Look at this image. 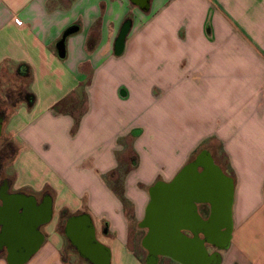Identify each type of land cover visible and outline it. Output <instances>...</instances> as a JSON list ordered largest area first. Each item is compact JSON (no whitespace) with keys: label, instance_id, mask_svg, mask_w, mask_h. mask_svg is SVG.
Here are the masks:
<instances>
[{"label":"crops","instance_id":"obj_1","mask_svg":"<svg viewBox=\"0 0 264 264\" xmlns=\"http://www.w3.org/2000/svg\"><path fill=\"white\" fill-rule=\"evenodd\" d=\"M205 1L0 0V67L29 77L6 124L16 153L5 193L32 205L0 214V264H93L65 236L81 215L109 264H183L144 245L145 210L152 188L202 153L232 183L230 238L219 223L213 237L182 232L201 242L205 264H264V0ZM176 86L190 90L181 106Z\"/></svg>","mask_w":264,"mask_h":264},{"label":"water","instance_id":"obj_2","mask_svg":"<svg viewBox=\"0 0 264 264\" xmlns=\"http://www.w3.org/2000/svg\"><path fill=\"white\" fill-rule=\"evenodd\" d=\"M75 28L71 27L65 31L58 41L56 48L60 57L64 56L65 37ZM124 34L123 29L120 32L121 39ZM1 122L0 117V130ZM204 154L197 155L193 161L185 165L171 182L156 184L152 188L145 210V222L149 226V231L143 241L150 253L166 255L180 260L183 264L210 262L211 256L206 255L201 242L194 237V231L203 230L207 237H213L217 223L225 227L223 244L228 242L231 230L228 216L232 201V183L211 158ZM198 164L203 166L201 172L195 171ZM201 202L210 205L212 217L210 223L201 221L197 216L196 205ZM42 208L41 219L48 220L51 215L49 203L44 202ZM34 222L35 220L30 221ZM16 223L19 225L18 220ZM186 227L193 229V238L185 236L182 232ZM66 230L69 231L72 240L81 247L82 252L93 260V264H109L108 251L101 248L96 241L88 216L69 218Z\"/></svg>","mask_w":264,"mask_h":264},{"label":"rangeland","instance_id":"obj_3","mask_svg":"<svg viewBox=\"0 0 264 264\" xmlns=\"http://www.w3.org/2000/svg\"><path fill=\"white\" fill-rule=\"evenodd\" d=\"M197 3H206L204 0H195ZM214 1V0H212ZM183 4V3H182ZM182 4H179L175 7L174 11H177L180 9ZM192 7L190 5H187V8H182L181 10H184L183 13L188 12V15H186L185 20H189L191 23L194 19L190 18L189 12ZM192 25V24H191ZM231 26L229 32H246L242 28L239 27V25H229ZM227 27V25H224V29ZM193 42V41H192ZM255 44V41H253ZM191 46H195L194 42ZM29 87V77L28 76H21L14 72L12 66L8 63H5L4 66L0 67V117L2 119L1 122V130H0V183L1 181H6L8 183L12 180L13 172H12V160L16 153V146L14 142H12V138H10L9 133L6 130V124L9 120V116L16 110L18 106L22 104V101L24 100V95L26 90ZM177 99V106H181V102L183 99H190V90H186L181 86H176L175 93ZM173 95V96H174ZM192 97L195 96L194 93L191 94ZM196 101L191 100L187 102L189 105L199 104V92L196 93ZM206 146V145H205ZM201 148V147H200ZM212 153L214 154V157L217 158L218 152L217 149L214 147L212 149ZM0 196L3 197V203L6 202V204L11 205L10 208H14L16 205L18 207H22L24 210V213L27 214L29 209L32 208L31 203L29 201L20 198L18 195H6L4 194V190H0ZM6 204H1V213L4 212L6 208ZM7 205V207H8ZM64 219H60L58 222V228L62 230L63 228ZM131 235H132V242L133 246L136 250L139 249V235L140 232L137 231L136 224H132L130 229ZM68 238L72 240V237L68 230H66V235ZM66 245H68V240L65 238ZM138 248V249H137ZM67 251H65V254ZM77 263L76 264H87L86 261L80 257L77 256Z\"/></svg>","mask_w":264,"mask_h":264},{"label":"flooded vegetation","instance_id":"obj_4","mask_svg":"<svg viewBox=\"0 0 264 264\" xmlns=\"http://www.w3.org/2000/svg\"><path fill=\"white\" fill-rule=\"evenodd\" d=\"M4 180V179H3ZM1 181V183H0V190H4V194H6L7 195V193H5V190H6V187H7V183H6V181ZM3 201V197H1L0 196V203L3 205V204H6V202H2ZM1 204H0V214H3V213H5V214H7V213H10L11 211H13L15 208H10V206L11 205H8V204H6V208H5V210H4V212L3 213H1L2 211H1ZM7 205H8V207H7ZM198 205V207L200 208L201 207V205L202 204H200V203H198L197 204ZM17 206V205H16ZM3 216V215H2ZM70 239V238H69Z\"/></svg>","mask_w":264,"mask_h":264},{"label":"trees","instance_id":"obj_5","mask_svg":"<svg viewBox=\"0 0 264 264\" xmlns=\"http://www.w3.org/2000/svg\"><path fill=\"white\" fill-rule=\"evenodd\" d=\"M17 74H19V75H21V76H27V75H28V72L26 71V72H24V73H20V72L18 71ZM29 96H30V99H29ZM26 97H27V100H28V106L33 105V103H34V99H35L34 94H33V93H30L29 95L27 94Z\"/></svg>","mask_w":264,"mask_h":264}]
</instances>
